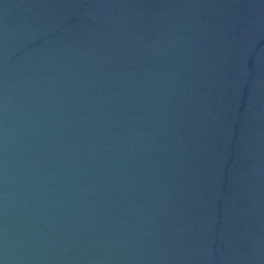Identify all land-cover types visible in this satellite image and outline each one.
Instances as JSON below:
<instances>
[{"label": "water", "instance_id": "water-1", "mask_svg": "<svg viewBox=\"0 0 264 264\" xmlns=\"http://www.w3.org/2000/svg\"><path fill=\"white\" fill-rule=\"evenodd\" d=\"M0 264H264V0H0Z\"/></svg>", "mask_w": 264, "mask_h": 264}]
</instances>
